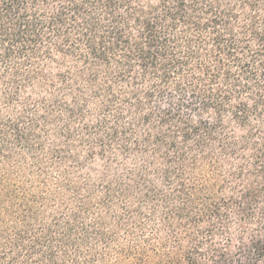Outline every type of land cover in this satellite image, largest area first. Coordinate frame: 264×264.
Returning a JSON list of instances; mask_svg holds the SVG:
<instances>
[{"label":"trees","instance_id":"16d2710c","mask_svg":"<svg viewBox=\"0 0 264 264\" xmlns=\"http://www.w3.org/2000/svg\"><path fill=\"white\" fill-rule=\"evenodd\" d=\"M0 264H264V0H0Z\"/></svg>","mask_w":264,"mask_h":264},{"label":"rangeland","instance_id":"374dc122","mask_svg":"<svg viewBox=\"0 0 264 264\" xmlns=\"http://www.w3.org/2000/svg\"><path fill=\"white\" fill-rule=\"evenodd\" d=\"M242 146H239V151H237L235 154L232 155V158L236 160V166H239L240 168H244L243 170V175L241 178L238 177V173H236V171H228L226 169L221 168L220 166H224L223 162L221 160H218L219 164L216 167L217 171H214V176H216L218 178V181L220 183H228L231 185L237 184L239 183L240 186H242V182H239V180L241 179H247L246 177H248L250 175L249 172V164L252 163V154L249 152L247 153L245 150H241ZM219 152V151H218ZM221 152H219V155H214L213 158L214 159H218L221 157ZM241 159V160H239ZM200 165H203V169L202 170H196V175L198 176L197 178H192V180L196 183H201V179L203 177L207 176V172L204 170L205 169V162L204 160L200 163ZM67 169V168H66ZM210 174V171L208 172Z\"/></svg>","mask_w":264,"mask_h":264}]
</instances>
